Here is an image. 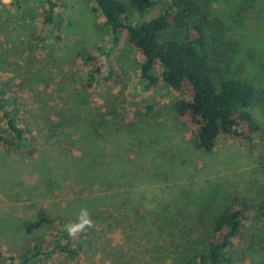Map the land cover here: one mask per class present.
<instances>
[{
	"label": "rangeland",
	"instance_id": "rangeland-1",
	"mask_svg": "<svg viewBox=\"0 0 264 264\" xmlns=\"http://www.w3.org/2000/svg\"><path fill=\"white\" fill-rule=\"evenodd\" d=\"M58 2L60 31L43 24L38 0L0 2V89L16 97L19 123L35 147L29 156L0 143L2 251L20 254L52 237L54 222H73L87 208L94 227L84 232L92 243L80 256L58 250L33 264H170L202 248L217 207L264 203V132L220 135L212 151L197 149L196 127L173 108L188 93L161 78L144 90L136 71L142 57L125 34L107 55V31L93 2ZM231 2L213 0V7L228 11ZM229 34L240 40L239 76L259 88L252 111L264 129V9L256 5ZM84 51L104 70L111 64L112 78L87 86ZM79 125L98 129L102 143V178L91 185L72 180L81 158ZM233 252L234 264H264V216L249 224Z\"/></svg>",
	"mask_w": 264,
	"mask_h": 264
},
{
	"label": "trees",
	"instance_id": "trees-1",
	"mask_svg": "<svg viewBox=\"0 0 264 264\" xmlns=\"http://www.w3.org/2000/svg\"><path fill=\"white\" fill-rule=\"evenodd\" d=\"M38 1L44 8L43 24L60 31L63 14L58 10V0ZM91 1L107 31L104 53L110 54L124 33L127 42L142 57L136 71L144 90L154 87L161 78L171 88L188 93L189 97L176 100L173 108L180 120L196 127L197 149L212 151L220 135L251 139L264 132L252 111L259 88L239 76L243 70L236 62L240 40L229 34L256 5L264 9V0H232L228 11L214 9L213 0ZM11 2L20 7L22 0ZM158 5L163 8L156 9ZM58 38L53 32L52 39ZM80 56L87 67V86L112 78L111 64L104 70L97 55L84 51ZM157 67L161 68L160 77L155 73ZM20 111L16 97L0 89V143L31 156L34 141L19 123ZM101 121L105 123L102 118ZM97 131L79 125L76 136L81 158L71 171L75 182L86 181L91 185L102 178L96 170L102 146ZM258 205L257 209L247 202L217 207L202 248L187 252L170 264H234L235 241H243L249 224L264 216V203ZM68 223L66 219L54 222L52 237L30 242L20 254L0 249V264H33L58 250L77 259L92 243V237L86 232L68 236L64 231Z\"/></svg>",
	"mask_w": 264,
	"mask_h": 264
},
{
	"label": "clouds",
	"instance_id": "clouds-1",
	"mask_svg": "<svg viewBox=\"0 0 264 264\" xmlns=\"http://www.w3.org/2000/svg\"><path fill=\"white\" fill-rule=\"evenodd\" d=\"M8 2V0H5ZM94 227V223L87 208H81L77 213L76 219L64 225V231L70 237H76L78 234L85 231V229H91Z\"/></svg>",
	"mask_w": 264,
	"mask_h": 264
}]
</instances>
